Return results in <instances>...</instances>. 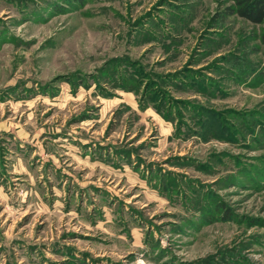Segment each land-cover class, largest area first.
<instances>
[{
  "label": "rangeland",
  "instance_id": "1",
  "mask_svg": "<svg viewBox=\"0 0 264 264\" xmlns=\"http://www.w3.org/2000/svg\"><path fill=\"white\" fill-rule=\"evenodd\" d=\"M230 0H0V264H264V19Z\"/></svg>",
  "mask_w": 264,
  "mask_h": 264
},
{
  "label": "trees",
  "instance_id": "2",
  "mask_svg": "<svg viewBox=\"0 0 264 264\" xmlns=\"http://www.w3.org/2000/svg\"><path fill=\"white\" fill-rule=\"evenodd\" d=\"M227 14H236L250 22L259 23L264 19V0H230ZM264 75V69H263Z\"/></svg>",
  "mask_w": 264,
  "mask_h": 264
}]
</instances>
